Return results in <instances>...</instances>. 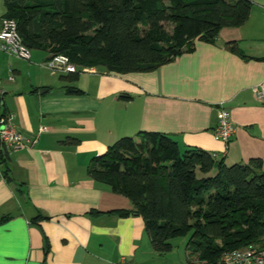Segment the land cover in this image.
<instances>
[{
	"label": "crops",
	"instance_id": "obj_1",
	"mask_svg": "<svg viewBox=\"0 0 264 264\" xmlns=\"http://www.w3.org/2000/svg\"><path fill=\"white\" fill-rule=\"evenodd\" d=\"M48 57L31 50L27 61L0 50V112L14 114L26 141L7 154L11 180L0 165V217L10 216L0 223V264H194L187 245L180 254L155 252L140 216L109 213L132 205L93 180L88 165L118 138L147 130L227 164L259 158L264 170V100L253 94L264 79V0H254L247 20L222 28L214 43L196 41L192 52L149 72L78 67L69 82L45 66ZM67 87L84 94L69 95ZM219 104L234 127L226 144L213 137Z\"/></svg>",
	"mask_w": 264,
	"mask_h": 264
},
{
	"label": "trees",
	"instance_id": "obj_2",
	"mask_svg": "<svg viewBox=\"0 0 264 264\" xmlns=\"http://www.w3.org/2000/svg\"><path fill=\"white\" fill-rule=\"evenodd\" d=\"M254 0H4L1 18L16 21L30 50L63 55L78 67L116 73L149 72L192 52L195 42L214 43L224 27L243 24ZM225 48L243 56L236 43ZM69 95H82L67 87ZM120 99L130 100L128 94ZM74 143V139L65 140ZM6 153L0 165L7 181ZM88 175L126 197L132 207L110 211L140 216L155 252L190 234L194 264H219L223 252L264 246V170L259 158L227 164L198 147L181 151L169 135L139 131L94 155ZM91 210L89 214H98ZM9 215L0 217V223ZM38 220V217L34 221ZM48 242L45 252H48Z\"/></svg>",
	"mask_w": 264,
	"mask_h": 264
},
{
	"label": "built area",
	"instance_id": "obj_3",
	"mask_svg": "<svg viewBox=\"0 0 264 264\" xmlns=\"http://www.w3.org/2000/svg\"><path fill=\"white\" fill-rule=\"evenodd\" d=\"M0 50L23 60L28 61L31 58V50L23 43L14 19L6 17L0 19ZM44 64L49 69L61 73L76 71L75 65L63 55H54ZM2 94L3 90L0 89V106ZM253 94L258 100H264V79L253 88ZM217 119V125L213 129V137L226 144L231 139L234 127L229 119V111L220 104L218 105ZM25 142L24 136L14 122V114L0 112V151L7 155L22 149ZM213 154L218 157L216 153ZM119 264H125V260L123 259ZM219 264H264V246L251 245L223 252Z\"/></svg>",
	"mask_w": 264,
	"mask_h": 264
},
{
	"label": "rangeland",
	"instance_id": "obj_4",
	"mask_svg": "<svg viewBox=\"0 0 264 264\" xmlns=\"http://www.w3.org/2000/svg\"><path fill=\"white\" fill-rule=\"evenodd\" d=\"M189 236H190V234L183 236V237H177V238H174L171 240L172 249L174 250L173 253L180 254L181 252H183V250L185 249V247L187 245V241H188ZM167 254L165 253V255H167Z\"/></svg>",
	"mask_w": 264,
	"mask_h": 264
}]
</instances>
